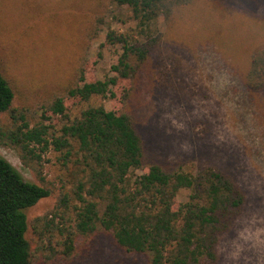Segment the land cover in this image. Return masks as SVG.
Masks as SVG:
<instances>
[{
	"label": "trees",
	"instance_id": "trees-1",
	"mask_svg": "<svg viewBox=\"0 0 264 264\" xmlns=\"http://www.w3.org/2000/svg\"><path fill=\"white\" fill-rule=\"evenodd\" d=\"M200 1L93 0L82 19L68 14L84 27L68 84L29 105H17L18 84L0 66V146L14 150L41 183L0 156V264H78L85 246L101 239L145 264L222 263V242L246 211L247 190L220 167L188 170L152 158L138 119L145 95L176 82L178 70L159 65L156 54L180 15H195ZM113 6L127 8L142 27L163 18L166 32H108L105 43L120 54L107 77L95 80L89 51ZM244 83L252 94L264 92V44L250 53ZM49 154L53 181L44 174ZM185 190L187 200L178 202ZM50 197L53 207L29 221L27 210Z\"/></svg>",
	"mask_w": 264,
	"mask_h": 264
},
{
	"label": "rangeland",
	"instance_id": "rangeland-1",
	"mask_svg": "<svg viewBox=\"0 0 264 264\" xmlns=\"http://www.w3.org/2000/svg\"><path fill=\"white\" fill-rule=\"evenodd\" d=\"M92 1L0 0V66L18 84L17 105L32 104L38 94L68 84L83 48L84 29L68 14L82 19ZM109 11L89 51V75L95 80L107 77L120 54L118 47L105 43L108 32L134 38L166 32L163 18L142 27L127 8L113 6ZM195 12L180 15L164 53L156 54L159 65L178 70L176 82L145 95L138 119L148 154L157 161L181 162L188 170L202 163L235 175L247 190L248 203L236 231L222 242L221 264H264V92L252 94L244 83L250 53L264 44V0H201ZM105 104L113 107L110 101ZM0 156L26 180L41 184L14 150L0 146ZM46 158L51 161L44 174L53 181L54 156ZM188 195L182 191L178 202ZM54 203L55 197L43 199L27 210L28 220ZM83 255L78 264H145L141 256L125 253L110 239L90 243Z\"/></svg>",
	"mask_w": 264,
	"mask_h": 264
}]
</instances>
